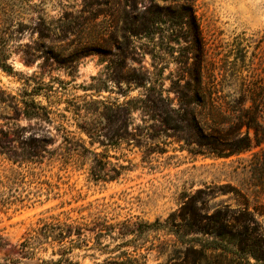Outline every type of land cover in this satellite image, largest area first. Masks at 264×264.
Segmentation results:
<instances>
[{"label":"rangeland","instance_id":"1","mask_svg":"<svg viewBox=\"0 0 264 264\" xmlns=\"http://www.w3.org/2000/svg\"><path fill=\"white\" fill-rule=\"evenodd\" d=\"M0 61V264H264V0H0ZM183 202L232 235L178 238Z\"/></svg>","mask_w":264,"mask_h":264},{"label":"trees","instance_id":"2","mask_svg":"<svg viewBox=\"0 0 264 264\" xmlns=\"http://www.w3.org/2000/svg\"><path fill=\"white\" fill-rule=\"evenodd\" d=\"M0 66L2 68H8L0 61ZM26 96V95H25ZM29 98V99H28ZM116 108H122L121 106L117 105ZM127 112L128 109H126ZM14 112L15 114H19V116L24 117L26 119L31 118H47L48 111L46 108L38 104L34 99L31 97H27L26 99L21 101V107L15 103L14 104ZM42 140L45 139L44 137L41 138ZM117 173L114 175L109 176V179H114ZM102 178V177H99ZM105 180L104 178H102ZM180 223H178V227L181 229L174 230L176 236L183 237L185 234L191 231H197L201 234H211L213 238L220 239L223 237H226L227 235H232L231 231L226 228V225L223 222V217L220 215L219 211H216L213 215L210 217H206V219H211L212 223L210 222L205 223L199 221L198 217L205 218L200 215V211H198L197 208H194L190 203L183 202L180 207ZM197 218V219H196ZM209 221V220H207ZM118 224V223H117ZM116 224V225H117ZM122 225V224H121ZM156 225H159L157 222L153 223H139L135 228L134 231L141 232L144 229H149L152 227H156ZM54 227V226H50ZM115 228V224L108 223L107 219L105 217H101L100 215L92 217L90 220H84V222H81L77 225H71V224H65L64 229L61 233L58 234V238L56 239L57 242H65L68 239L69 246L66 248H73V247H80V245L87 246L88 239L85 235V232L89 235L93 234V237L97 239V243L100 245V242H98V239H100L104 235H109V232H113ZM45 229V228H44ZM180 230L182 231L181 233ZM74 231V234L72 233ZM132 231H129V229H124L121 227L117 234L119 237L125 236L126 234H130ZM36 234L42 235L41 229L36 232ZM75 236L74 238H71V235ZM38 236H33L32 240H37ZM91 237V236H89ZM29 239V238H28ZM26 239L22 241L21 247L22 248H29V240ZM55 240V239H53ZM129 241L124 240L121 243L117 245V247H122L128 244ZM105 246V245H103ZM67 253L66 249H63L61 253H59V257L55 260L50 259H42L41 264H79L77 261H73L69 257H66L65 254ZM137 257L133 256L131 253H129L127 250H120L119 254L115 257H109L104 259L102 262H98L95 264H136Z\"/></svg>","mask_w":264,"mask_h":264}]
</instances>
